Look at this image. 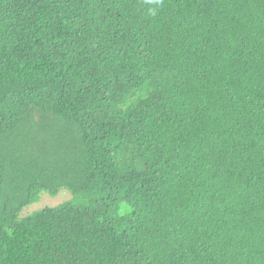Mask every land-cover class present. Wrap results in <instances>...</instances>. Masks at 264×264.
Masks as SVG:
<instances>
[{
    "label": "trees",
    "instance_id": "1",
    "mask_svg": "<svg viewBox=\"0 0 264 264\" xmlns=\"http://www.w3.org/2000/svg\"><path fill=\"white\" fill-rule=\"evenodd\" d=\"M0 264H264V0H0Z\"/></svg>",
    "mask_w": 264,
    "mask_h": 264
},
{
    "label": "rangeland",
    "instance_id": "2",
    "mask_svg": "<svg viewBox=\"0 0 264 264\" xmlns=\"http://www.w3.org/2000/svg\"><path fill=\"white\" fill-rule=\"evenodd\" d=\"M42 194L39 200L34 201L31 204L25 206L20 216L29 215L47 205L60 204L64 201L69 200L72 197V193L68 189H62L60 192L54 195L48 193H44L43 195Z\"/></svg>",
    "mask_w": 264,
    "mask_h": 264
}]
</instances>
